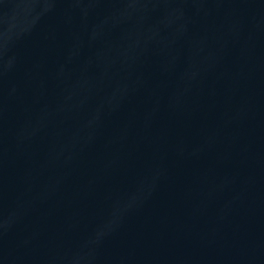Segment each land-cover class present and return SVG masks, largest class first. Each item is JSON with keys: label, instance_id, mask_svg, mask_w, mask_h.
<instances>
[{"label": "water", "instance_id": "water-1", "mask_svg": "<svg viewBox=\"0 0 264 264\" xmlns=\"http://www.w3.org/2000/svg\"><path fill=\"white\" fill-rule=\"evenodd\" d=\"M0 264H264V0H0Z\"/></svg>", "mask_w": 264, "mask_h": 264}]
</instances>
